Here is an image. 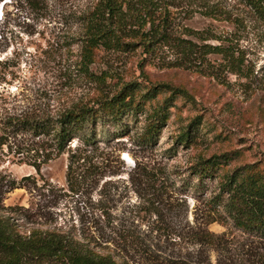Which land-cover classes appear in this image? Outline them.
Here are the masks:
<instances>
[{"label": "rangeland", "instance_id": "rangeland-1", "mask_svg": "<svg viewBox=\"0 0 264 264\" xmlns=\"http://www.w3.org/2000/svg\"><path fill=\"white\" fill-rule=\"evenodd\" d=\"M32 1L0 0V125L6 116H53L96 97L127 96L116 113L108 106L98 107L96 119L86 122L80 131L87 130L92 137L87 149L96 166L91 171L101 174L96 183L90 181L97 176L92 173L74 189L67 187L66 152L41 166L40 180L27 164L35 157L33 142L37 139L24 131L9 136L0 146V214H8L17 228L55 226L89 231L97 224L108 234L126 229L146 232L156 215L140 208V188L147 180L137 184L141 171L135 163L160 176L155 185L173 203L168 212L170 224L187 221L196 226L203 222L205 207L189 187L194 179H189L186 166L195 156L238 150L235 165L261 159L264 166V22L236 0L163 1L176 33L181 26L192 30L207 27L231 42L234 55L242 61V75L215 69L220 61L215 54L206 55V70L165 66L173 58L167 47L159 49L157 59L140 67L136 46L127 51L96 49L89 65L91 78L79 63V17L92 0ZM206 5L229 11L236 22L225 20L223 12L216 19L203 15ZM182 36L200 43L193 36ZM123 41L133 39L127 35ZM207 42L218 44L211 38ZM102 71L104 80L98 83L96 76ZM141 71L148 81H143ZM154 81L167 87L149 91L148 85ZM123 84L127 85L124 89ZM154 113L162 118L160 128L152 144L145 146L142 132ZM183 130L189 131L187 143ZM78 144L73 138L69 146ZM27 175L34 181L23 179ZM207 185L206 195L213 181ZM199 192L205 195L204 190ZM176 201L185 203V215L179 211L174 216ZM203 226L222 234L229 258L236 264L264 255V241L242 233L230 222ZM208 254L211 263L219 257L217 251Z\"/></svg>", "mask_w": 264, "mask_h": 264}, {"label": "trees", "instance_id": "trees-1", "mask_svg": "<svg viewBox=\"0 0 264 264\" xmlns=\"http://www.w3.org/2000/svg\"><path fill=\"white\" fill-rule=\"evenodd\" d=\"M162 1L92 0L86 6L79 17V63L87 78L93 76L89 65L94 60L96 49L127 51L136 46L139 48L140 67L144 62L157 59L159 49L167 47L173 58L168 59L165 66L206 70L204 64H209L206 55L215 54L220 59L215 69L222 67L227 72L242 75V61L234 55L231 42H225L207 27L192 30L181 26L180 33H176L173 18ZM236 1L264 22V0ZM32 2L35 4L36 0ZM221 12L220 7L206 5L202 13L216 19ZM223 13L225 20L236 22L235 16L230 18L229 11ZM127 35L133 41L124 42ZM182 35L193 36L200 43ZM210 38L217 40L218 44H209L207 40ZM141 74L143 81H148L142 71ZM104 75L105 72H100L96 82L103 81ZM127 85L123 84L122 88ZM165 87L167 84L154 81L148 85V90L155 93ZM126 96L117 93L104 99L96 97L90 103L71 105L53 116H6L0 125V146L6 143L9 136L13 137L21 131L36 138L33 142L35 157L27 164L40 180H43L39 172L41 166L66 152L65 182L69 189H74L80 180L95 173L91 170L96 167L90 158L91 150L87 149L93 143L92 137L87 130V134H80V131L86 122L96 119L98 107L108 106L112 113H116L119 102ZM157 114L154 113L145 123L142 132L145 146L152 144L160 128L162 118ZM181 134L186 136L184 142L187 143L189 131L183 130ZM73 138L79 144L70 147ZM238 158V150L223 151L208 156L197 155L186 166L189 179H194L189 186L192 194L200 196L205 207L201 213L203 222L196 226L189 225L187 221L176 226L170 224L168 212L172 210L173 203L163 197L155 185L161 178L140 163H135L137 170L143 173H140L137 184L147 180L146 186L140 188V193H143L140 208L156 215L155 223L146 232L126 229L125 232L108 234L103 225L98 227L97 224L89 231L55 226L21 230L8 214H0V264H236L229 258L227 242L222 234L206 230L203 224L215 221L228 225L230 222L242 233L264 241L263 160L235 165ZM94 175H97L96 178L90 181L96 183L101 174L97 172ZM29 178L34 181L31 175L23 176V179ZM212 181L213 187L206 195L207 182ZM14 184L12 182L11 187ZM201 190H204V196L199 192ZM174 205L175 217L179 211H184L185 215V203L176 201ZM160 207L165 209L164 213ZM210 251H217L219 255L214 263L209 260ZM245 264H264V255H257Z\"/></svg>", "mask_w": 264, "mask_h": 264}]
</instances>
